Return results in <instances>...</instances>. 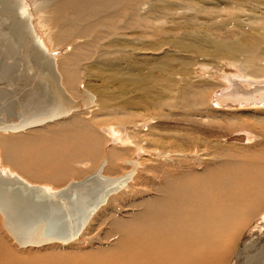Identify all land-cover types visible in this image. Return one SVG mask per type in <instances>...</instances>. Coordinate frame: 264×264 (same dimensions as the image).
<instances>
[{
    "label": "bare ground",
    "instance_id": "6f19581e",
    "mask_svg": "<svg viewBox=\"0 0 264 264\" xmlns=\"http://www.w3.org/2000/svg\"><path fill=\"white\" fill-rule=\"evenodd\" d=\"M24 1L63 90L90 102L1 132L0 175L46 196L103 163L131 176L70 243L20 246L0 210V264H241L264 237V0Z\"/></svg>",
    "mask_w": 264,
    "mask_h": 264
},
{
    "label": "water",
    "instance_id": "95a60500",
    "mask_svg": "<svg viewBox=\"0 0 264 264\" xmlns=\"http://www.w3.org/2000/svg\"><path fill=\"white\" fill-rule=\"evenodd\" d=\"M23 4L24 0H0V133L39 127L90 102L75 103L65 93L55 66L47 62L26 27ZM104 164L96 173L49 196L17 178L0 175V210L10 235L24 247L75 240L105 198L130 179L131 173L121 178L103 176ZM37 212L47 214V225L34 234L38 224L31 232V225L24 220ZM30 219L37 221L35 217ZM21 222L30 228L19 229L17 224Z\"/></svg>",
    "mask_w": 264,
    "mask_h": 264
},
{
    "label": "rangeland",
    "instance_id": "374dc122",
    "mask_svg": "<svg viewBox=\"0 0 264 264\" xmlns=\"http://www.w3.org/2000/svg\"><path fill=\"white\" fill-rule=\"evenodd\" d=\"M91 94V93H90ZM92 96H93V94H91ZM228 136V135H227ZM222 142L224 141L223 139L224 138H222V136L219 138ZM225 142V141H224ZM227 143V145H229L231 142H226ZM230 145H236V144H230ZM206 153V152H205ZM71 183H73L72 181H71ZM2 215V214H1ZM2 217H3V215H2ZM262 233H264V230H263V232ZM261 235L262 234H258V236H256V238H255V241L254 242H252L251 244H249V245H247L246 247H245V249H244V251H243V253H242V255H241V264H254V262H255V264H261V263H263L264 264V240L262 241V239H264V237H262L261 238ZM258 239H260V240H258ZM261 243H260V242ZM95 242V241H94ZM93 242V243H94ZM263 242V243H262ZM254 244V245H253ZM16 245V244H15ZM50 245V244H49ZM49 245H45L46 247L47 246H49ZM253 245V246H252ZM251 246V247H250ZM261 248H260V247ZM18 249H19V247H18V244H17V246H16ZM44 247V246H43ZM50 247V246H49ZM59 247H61V245L59 246ZM64 247V246H63ZM21 248V247H20ZM45 248H42V250L41 251H43ZM255 250H258V251H261V253L258 255L259 257H261L259 260H254L256 257H257V253L255 252ZM44 251H46V249L44 250ZM255 252V253H254ZM234 253V252H233ZM233 253H232V251H231V255L229 256V257H231L232 255H233ZM263 255V256H262ZM228 257V255L225 257L226 259H224V261H222L221 262V264H230L231 263V260H232V257L229 259V258H227ZM228 259H229V261H228ZM253 260H254V262H253ZM227 261V262H226ZM257 261V262H256ZM230 262V263H229Z\"/></svg>",
    "mask_w": 264,
    "mask_h": 264
}]
</instances>
